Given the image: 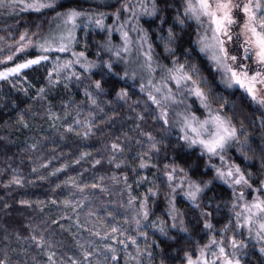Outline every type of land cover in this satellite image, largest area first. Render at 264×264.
<instances>
[{"label":"clouds","instance_id":"obj_1","mask_svg":"<svg viewBox=\"0 0 264 264\" xmlns=\"http://www.w3.org/2000/svg\"><path fill=\"white\" fill-rule=\"evenodd\" d=\"M0 264H264V0H0Z\"/></svg>","mask_w":264,"mask_h":264}]
</instances>
